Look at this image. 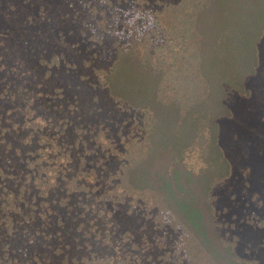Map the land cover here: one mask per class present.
<instances>
[{"label": "rangeland", "instance_id": "obj_1", "mask_svg": "<svg viewBox=\"0 0 264 264\" xmlns=\"http://www.w3.org/2000/svg\"><path fill=\"white\" fill-rule=\"evenodd\" d=\"M102 1L0 0V264H181L177 231L157 226L151 210L99 196L142 132L139 111L96 73L111 61L116 19L86 13ZM110 1L125 12L130 0ZM254 48L241 87L226 88L228 113L215 119L228 172L208 193L217 234L264 264V26ZM38 166L47 183L33 179ZM73 176L85 185L70 190Z\"/></svg>", "mask_w": 264, "mask_h": 264}, {"label": "trees", "instance_id": "obj_2", "mask_svg": "<svg viewBox=\"0 0 264 264\" xmlns=\"http://www.w3.org/2000/svg\"><path fill=\"white\" fill-rule=\"evenodd\" d=\"M111 3L86 11L102 24L111 20L109 11L116 17L111 61L96 73L111 96L139 111L142 132L121 149L100 198L126 199L151 210L157 226L177 231L175 262L262 264L238 257L233 242L217 234L208 189L228 172L215 119L228 113L226 88L239 89L254 65L264 0H130L125 12ZM188 151L196 167L187 165ZM33 172V179L47 183L40 166ZM67 184L73 190L85 182L73 176Z\"/></svg>", "mask_w": 264, "mask_h": 264}]
</instances>
